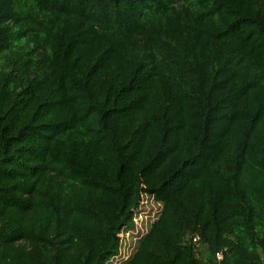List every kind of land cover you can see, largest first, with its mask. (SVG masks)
Wrapping results in <instances>:
<instances>
[{
    "label": "trees",
    "instance_id": "16d2710c",
    "mask_svg": "<svg viewBox=\"0 0 264 264\" xmlns=\"http://www.w3.org/2000/svg\"><path fill=\"white\" fill-rule=\"evenodd\" d=\"M145 195L125 264H264V0H0V264H106Z\"/></svg>",
    "mask_w": 264,
    "mask_h": 264
},
{
    "label": "built area",
    "instance_id": "2783aa9c",
    "mask_svg": "<svg viewBox=\"0 0 264 264\" xmlns=\"http://www.w3.org/2000/svg\"><path fill=\"white\" fill-rule=\"evenodd\" d=\"M149 205L153 207L155 206V208H156V205H158L159 207H161V211H162V208H163L162 203L157 202L152 196H148V195L143 196L140 211L137 212L133 218V226L130 228L124 229L119 235L120 245H119L118 254L112 257L109 261H107L106 264H125L136 253L137 249L139 248V247L137 248L139 242L141 241V239L143 240V238L149 233L152 227L151 225L150 229L148 230L146 224L149 223V220L153 218L154 214L156 213L155 212L156 210H155L151 214L152 210L150 209ZM161 211H160V214H161ZM157 219H155V221H153L152 224L155 223ZM139 234H141L140 237H138ZM132 235H134L133 240L136 241L137 243L135 247L132 245V242L130 241V237ZM192 240L196 245H199L201 239H200V236H195L192 238ZM216 256L220 264V262L223 259V253L219 252L217 253Z\"/></svg>",
    "mask_w": 264,
    "mask_h": 264
},
{
    "label": "rangeland",
    "instance_id": "374dc122",
    "mask_svg": "<svg viewBox=\"0 0 264 264\" xmlns=\"http://www.w3.org/2000/svg\"><path fill=\"white\" fill-rule=\"evenodd\" d=\"M149 207H150V209L152 210V211H151V214H152L155 210H156V211H155L156 213L154 214V217L151 218V219L149 220V223L146 224L148 230L150 229V227H151V225H152V222L155 221V219L158 218V216L160 215V211H161V207H159L158 205H156V208H155V206L153 207V206H151V205H149ZM153 219H154V220H153ZM146 231H147V230H146ZM146 231H145V232H146ZM145 232H144V233H145ZM141 234H143V233H141ZM141 234H139L138 237H140ZM133 237H134V235H132V236L130 237V241L132 242V245L135 247L137 243H136V241L133 240ZM141 241H142V239H141ZM141 241H140V242H141ZM140 242H139V244H140ZM139 244H138L137 248L139 247ZM205 248H206V247H205L204 245H199V246H198L199 253H200V252H204V251H205Z\"/></svg>",
    "mask_w": 264,
    "mask_h": 264
},
{
    "label": "water",
    "instance_id": "95a60500",
    "mask_svg": "<svg viewBox=\"0 0 264 264\" xmlns=\"http://www.w3.org/2000/svg\"><path fill=\"white\" fill-rule=\"evenodd\" d=\"M114 238L117 239V235L116 234L114 235Z\"/></svg>",
    "mask_w": 264,
    "mask_h": 264
}]
</instances>
